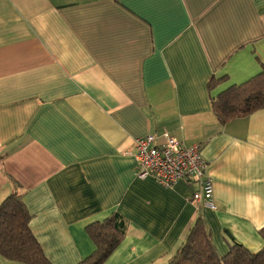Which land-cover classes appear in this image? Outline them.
<instances>
[{
	"label": "crops",
	"instance_id": "obj_1",
	"mask_svg": "<svg viewBox=\"0 0 264 264\" xmlns=\"http://www.w3.org/2000/svg\"><path fill=\"white\" fill-rule=\"evenodd\" d=\"M262 65L264 0H0V202L21 194L52 264L90 255L114 211L102 264L165 263L197 216L220 255L224 233L261 250L264 108L221 124L211 97ZM163 131L200 145L215 208L197 182L135 176L134 139Z\"/></svg>",
	"mask_w": 264,
	"mask_h": 264
},
{
	"label": "trees",
	"instance_id": "obj_2",
	"mask_svg": "<svg viewBox=\"0 0 264 264\" xmlns=\"http://www.w3.org/2000/svg\"><path fill=\"white\" fill-rule=\"evenodd\" d=\"M221 79L212 77L208 88L215 87ZM211 106L221 124L264 108V65L246 81L212 94ZM30 218L21 194L10 192L0 202V255L25 264H52L31 232ZM125 231L126 219L117 211L102 221L88 224L86 233L95 249L78 264H102L120 244ZM259 234L264 240V227ZM224 237L228 251L220 255L208 226L197 216L184 241L163 264H264V246L252 252L227 233Z\"/></svg>",
	"mask_w": 264,
	"mask_h": 264
},
{
	"label": "built area",
	"instance_id": "obj_3",
	"mask_svg": "<svg viewBox=\"0 0 264 264\" xmlns=\"http://www.w3.org/2000/svg\"><path fill=\"white\" fill-rule=\"evenodd\" d=\"M135 176L139 179L151 176L163 187H171L178 180L199 184V190L192 194V201L203 200L205 205L215 208L212 203L213 187L205 176V161L200 155V145L187 146L171 133L163 131L159 136L148 134L135 138L133 151Z\"/></svg>",
	"mask_w": 264,
	"mask_h": 264
},
{
	"label": "rangeland",
	"instance_id": "obj_4",
	"mask_svg": "<svg viewBox=\"0 0 264 264\" xmlns=\"http://www.w3.org/2000/svg\"><path fill=\"white\" fill-rule=\"evenodd\" d=\"M225 235V233L223 234V236ZM226 241V240H225Z\"/></svg>",
	"mask_w": 264,
	"mask_h": 264
}]
</instances>
